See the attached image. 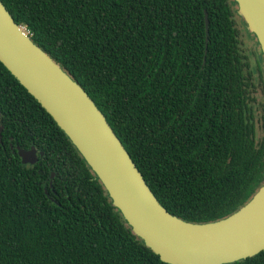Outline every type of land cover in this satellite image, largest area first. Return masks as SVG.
I'll return each mask as SVG.
<instances>
[{"label":"trees","instance_id":"1","mask_svg":"<svg viewBox=\"0 0 264 264\" xmlns=\"http://www.w3.org/2000/svg\"><path fill=\"white\" fill-rule=\"evenodd\" d=\"M1 1L94 101L170 214L216 222L264 186L262 63L248 58L234 0ZM1 128L0 264H167L2 62ZM17 147L43 156L24 165ZM232 264H264V251Z\"/></svg>","mask_w":264,"mask_h":264},{"label":"water","instance_id":"2","mask_svg":"<svg viewBox=\"0 0 264 264\" xmlns=\"http://www.w3.org/2000/svg\"><path fill=\"white\" fill-rule=\"evenodd\" d=\"M264 54V0H234ZM209 18L205 11L206 46ZM0 62L63 130L105 188L135 234L167 264H232L264 251V209L240 227L216 231L225 219L194 224L173 216L158 201L104 114L62 67L18 26L0 0ZM2 131V128L0 129ZM24 165H34L35 147H17ZM39 154V155H37Z\"/></svg>","mask_w":264,"mask_h":264},{"label":"bare ground","instance_id":"3","mask_svg":"<svg viewBox=\"0 0 264 264\" xmlns=\"http://www.w3.org/2000/svg\"><path fill=\"white\" fill-rule=\"evenodd\" d=\"M264 209V189L261 194L257 196L241 213L237 214L233 218L211 226L216 231L233 230L240 227L244 222H248L250 219L255 218Z\"/></svg>","mask_w":264,"mask_h":264},{"label":"rangeland","instance_id":"4","mask_svg":"<svg viewBox=\"0 0 264 264\" xmlns=\"http://www.w3.org/2000/svg\"><path fill=\"white\" fill-rule=\"evenodd\" d=\"M237 6V4H236ZM238 7V6H237ZM236 21H237V25H238V29L241 30V35H240V39L244 42V47L247 51V55L248 58L250 59H254L255 57V53L257 54V57L259 56V60L262 63L260 65V69H257L256 63L252 62V66H253V71L255 72L254 75L258 78L259 74L262 75V77H264V62H262V60H264V56L262 54L260 45L258 43V45L255 43L256 42V37L252 36L251 33L248 31V27L247 25L243 22L240 14L238 13V10L236 12ZM263 69V70H262ZM259 96V94H258ZM260 99L259 101H261V93H260ZM255 109H257L255 107Z\"/></svg>","mask_w":264,"mask_h":264},{"label":"clouds","instance_id":"5","mask_svg":"<svg viewBox=\"0 0 264 264\" xmlns=\"http://www.w3.org/2000/svg\"><path fill=\"white\" fill-rule=\"evenodd\" d=\"M38 155V154H37ZM38 159H39V156H38ZM23 164V163H22ZM32 166V165H31Z\"/></svg>","mask_w":264,"mask_h":264},{"label":"built area","instance_id":"6","mask_svg":"<svg viewBox=\"0 0 264 264\" xmlns=\"http://www.w3.org/2000/svg\"><path fill=\"white\" fill-rule=\"evenodd\" d=\"M28 33H30V32L28 31Z\"/></svg>","mask_w":264,"mask_h":264}]
</instances>
